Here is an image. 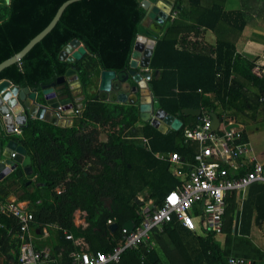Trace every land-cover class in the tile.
<instances>
[{
  "label": "trees",
  "instance_id": "1",
  "mask_svg": "<svg viewBox=\"0 0 264 264\" xmlns=\"http://www.w3.org/2000/svg\"><path fill=\"white\" fill-rule=\"evenodd\" d=\"M64 1L0 0V62L16 54L41 31ZM140 2L74 1L21 59L0 71V79L34 89L41 98V87L72 67L85 95L81 114L73 116L70 126L28 117L21 134L14 135L32 159L30 176L15 175L21 189L17 200L28 201L27 210L33 215L31 226L39 230L54 227L57 240L53 247L59 254V264L66 263L68 252L75 248L71 240L65 239L63 229L74 238H83L89 250L108 252L123 240L121 228L126 221L140 223L137 194L147 193L159 201L180 185L181 179L171 173L172 164L155 154L174 152L185 160L193 158L197 142H185L183 132L199 123L200 117L186 115L182 109L214 112L221 120L226 115L238 123L248 118L256 120L264 113V101H260L264 73L255 74V60L238 52L245 15L240 9H225L226 0H174L170 14L175 12V16H168L153 48L150 89L156 106L182 122L178 130L162 133L149 122H142L136 103L93 100L95 93L90 88H96L94 79L102 69L119 71L128 66L144 14ZM206 32L213 34L214 43L205 41ZM72 39H78L86 53L77 61L60 59L59 52ZM62 92L73 100L68 85ZM102 133L106 135L104 141L99 138ZM242 139H248L244 128ZM3 189L0 182V194ZM251 189L246 192L242 220L244 213L253 211L254 221L259 224L264 221V186L256 188L262 197L254 196ZM0 201L6 203L1 195ZM236 209V196L232 194L222 232L233 251L221 248L211 233L203 235L175 221L153 233L154 244L168 264H226L228 255L250 258V264H259L257 257H264L262 250L252 242L247 250L240 248L243 234L232 232ZM77 210L84 213L85 226L74 223ZM108 220L117 226L113 231ZM18 234L17 217L0 209V256L4 264L18 262ZM107 264H163V260L157 248H126L118 262Z\"/></svg>",
  "mask_w": 264,
  "mask_h": 264
},
{
  "label": "built area",
  "instance_id": "2",
  "mask_svg": "<svg viewBox=\"0 0 264 264\" xmlns=\"http://www.w3.org/2000/svg\"><path fill=\"white\" fill-rule=\"evenodd\" d=\"M169 16L173 18L175 12ZM263 72H259L257 67L254 73L261 75ZM260 101H264V91ZM56 109L67 115L78 116L82 107H75L71 112L62 110L61 106ZM199 117V123L183 132L185 142H197V151L191 160H185L174 152L155 154L172 164L171 173L181 179L180 185L163 194L159 201L147 193L137 194L140 223L130 231L122 227L123 240L108 252L89 250L83 246L82 239L74 238L63 229L65 239L71 240L75 246L68 252V261L64 264H107L118 262L121 252L126 248H144L149 251L153 249V233L161 232L172 221L196 231L197 220L206 233L222 232L223 217L232 194H235L237 203L232 232L239 230L247 190L255 184L264 186V158L259 157L248 139H242V128L238 122L223 115L222 120L219 118L218 127L212 129L210 112L200 113ZM235 123L236 126L226 129ZM14 133L21 134V127L14 125ZM140 139L146 142L144 137ZM0 209L11 212L19 220L18 237L21 244L17 264H59V258L50 248L35 246L30 233L33 220L31 212L16 201H7ZM108 223L112 221L108 220ZM42 231L46 233L45 228ZM226 264H250V261L244 257L228 255Z\"/></svg>",
  "mask_w": 264,
  "mask_h": 264
},
{
  "label": "water",
  "instance_id": "3",
  "mask_svg": "<svg viewBox=\"0 0 264 264\" xmlns=\"http://www.w3.org/2000/svg\"><path fill=\"white\" fill-rule=\"evenodd\" d=\"M74 1L78 0L64 1L41 31L32 37L16 54L0 62V71L21 59L35 43L55 26L67 5ZM140 4L144 9V14L137 28L128 66L119 71L102 69L99 73L98 92L93 96V100L108 99L119 103L129 102V94L136 95L143 85H147V81L151 77L147 70L153 48L158 33L170 14L174 0H141ZM85 53L84 45L78 39H72L59 52L58 56L62 60L72 62L80 60ZM66 85L70 90L80 87L76 69L72 67L67 68L64 74L58 76L51 83L43 85L40 90L41 98L39 92L34 89L27 86L21 87L8 79H0V180L15 170L19 164L23 168L22 171H18L19 175L32 173L30 154L25 146L14 138L13 120H16L15 124L24 125L29 116L61 125L59 111L56 108L61 106L62 110H69V112L73 109L71 98L67 93H62ZM136 99L139 103L140 120L149 122L160 132L164 133L168 129L178 130L182 125V122L176 117L168 114L162 108H156L155 100L150 94H141ZM136 99L132 102L135 103ZM182 112L191 116H199L201 113L200 109L194 108H184ZM210 116L211 128L216 129L219 124V117L214 112H210ZM236 125V123L228 125L226 129ZM116 227L115 223L110 226L112 231ZM122 227L130 231L133 229L134 223L128 220Z\"/></svg>",
  "mask_w": 264,
  "mask_h": 264
},
{
  "label": "crops",
  "instance_id": "4",
  "mask_svg": "<svg viewBox=\"0 0 264 264\" xmlns=\"http://www.w3.org/2000/svg\"><path fill=\"white\" fill-rule=\"evenodd\" d=\"M252 3V2H251ZM255 4V1H253V3H252V5L250 6V7H252V8H254V7H256V4ZM225 9H226V7H225ZM241 10V9H240ZM246 19V18H245ZM166 23V22H165ZM247 20H246V25H245V27H244V29L246 28V26H247ZM165 25V24H164ZM164 25L161 27V30H160V32L158 33V38L161 36V34H162V32H163V29H164ZM252 25H254V24H252ZM255 27V26H254ZM244 29H243V31H244ZM205 41L206 42H208V43H210V44H212V43H214V36H213V34H211V32H206V34H205ZM157 38V39H158ZM156 39V40H157ZM257 46V42H254L253 40H251V38L250 37H246L245 35H243V33H242V40L239 42V44H238V52L244 57V58H247V59H250V60H252V59H254L255 60V66H254V68H253V70H254V72L256 71V68L258 67V70H259V72H263L262 70H264V44H262L261 46H260V49H258V50H255V47ZM148 72H150V75H152L151 74V71L149 70V67H148V70H147ZM143 72H144V70H143ZM264 73V72H263ZM262 73V74H263ZM151 78V77H150ZM150 80V79H149ZM149 80L147 81V85H143L140 89H139V91L136 93V95L135 94H129V96H128V100H129V102H125V103H131L133 100H135L136 98H137V96H139V95H141V94H150L152 97H153V95H152V92H151V89H150V85H149ZM95 81H96V88H94V89H90V91L91 92H93V93H95V94H97V92H98V82H99V75H98V78L97 79H95ZM64 90V89H63ZM62 90V91H63ZM252 91V90H251ZM63 93V92H62ZM71 94H72V96H73V100H72V102H73V108H74V106L75 107H83V103H84V98H85V95H84V93L82 92V89L80 88V87H75V88H73L72 90H71ZM94 94V95H95ZM102 101V100H101ZM103 101H105V102H110V103H113L114 101H112V100H103ZM114 103H119V102H114ZM132 103H134V102H132ZM135 103L136 104H138V106H139V103H138V100L136 99V101H135ZM134 103V104H135ZM155 107L156 108H158L157 106H156V102H155ZM59 115H60V119H59V122L61 123V125H59V124H55V125H59V126H70L71 124H72V121H73V116H71V115H67V114H64L63 112H59ZM263 117H264V113L263 114H261ZM261 115H259V116H261ZM29 117V116H28ZM27 117V118H28ZM27 118H26V120H27ZM31 118H33V117H31ZM16 121V120H15ZM14 120H13V123H14V125H17V126H22V125H18V124H15L16 122H15ZM26 122V121H25ZM143 122V121H142ZM138 124V123H137ZM240 124V123H239ZM243 129V128H242ZM169 130V129H168ZM167 131V130H166ZM165 131V132H166ZM14 135L15 136H19L20 134H16V133H14ZM102 135V134H101ZM100 135V136H101ZM99 136V138H100V140L101 141H104L105 139H103L102 137H100ZM139 138L141 137V136H138ZM141 141H142V139H140ZM146 140V139H145ZM142 142H144V141H142ZM145 143H147V140H146V142ZM256 150V149H255ZM257 152V151H256ZM258 153V152H257ZM258 155H259V157L260 158H264V155L263 154H261V153H258ZM22 166L19 164L16 168H15V170H13V171H11L7 176H5L2 180H0V182L2 183V185L4 186V189H3V191L1 192V196L2 197H4L5 198V201L7 202V201H16L18 204H20V205H22V206H24L25 208H26V210H27V206H28V201H19V200H17V197H18V195L21 193V189H20V187H19V184H18V182H17V180H15V175H17V176H25V177H28V176H30L31 174H29V175H26V174H24V173H22L21 175H19L18 174V171L20 170V171H22ZM5 179V181H3ZM33 179V178H32ZM31 179V180H32ZM258 185H260V184H255V185H252L251 187H252V189L250 190V191H254L253 192V194H254V196H260V197H262L261 195H263V193H261V195L258 193L259 191H257L256 190V188H257V186ZM57 191H59V189L57 188ZM248 193V192H247ZM1 205H3V203L0 201V208H1ZM79 213V214H81L82 215V217H81V219H80V222H79V224H76L75 223V221H74V223L76 224V225H82V226H85L86 225V223H85V221H84V218H83V215H84V213L83 212H81V211H79V210H77V211H75V213ZM74 213V214H75ZM260 223H263V221H261ZM45 228V230H46V233L45 232H43L42 231V229H44ZM54 227L52 226V225H48V226H43L40 230L37 228V227H33V226H31V231H30V233H31V236H32V240H33V242H34V244H35V246L37 247V248H50L51 250H52V252H54V254H55V251H54V247H53V245L55 244V242H56V240H57V235H56V231L53 229ZM208 233H211L212 234V236H213V239L219 244V246L221 247V248H224V247H226V249L227 250H234V249H229L228 248V240H226L225 239V234L223 233V232H208ZM205 234H206V232H205ZM204 235V234H203ZM79 239H82L83 240V238H80L79 237ZM83 242H84V244H83V246L84 247H88L87 246V244L85 243V241L83 240ZM258 247V246H257ZM153 248H157L158 249V252L160 253V255L162 254V252H161V250L159 249V247L156 245V244H153ZM234 248V247H233ZM259 248V247H258ZM252 251V250H251ZM258 251V250H257ZM257 251H255L254 252V254H257ZM263 252V251H262ZM56 256H57V258H59V254H55ZM255 257H257V256H255ZM162 258V257H161ZM258 258V260H259V264H264V257L262 258V257H257ZM249 261H250V263H251V260L252 259H250V258H247ZM163 260V259H162ZM59 261H60V258H59ZM167 262V261H166ZM0 264H4V258H3V256H0Z\"/></svg>",
  "mask_w": 264,
  "mask_h": 264
},
{
  "label": "rangeland",
  "instance_id": "5",
  "mask_svg": "<svg viewBox=\"0 0 264 264\" xmlns=\"http://www.w3.org/2000/svg\"><path fill=\"white\" fill-rule=\"evenodd\" d=\"M253 1H255L256 4V7L254 8L250 7ZM225 7L226 9H241L243 11L248 23L243 31V35L250 37L251 40L257 42L255 50L260 49V46L264 44V0H226ZM90 89H94V86H91ZM262 117L263 116H258L256 120L250 118L246 119V121L240 120V127L245 129L248 135V140L254 146L256 151L264 155V120ZM136 126L137 128H140L141 124L138 123ZM100 137L105 139L106 135L102 133ZM245 210L247 211V209ZM81 217L82 215L77 212L74 214V221L76 224H79ZM242 218L243 212H241L240 216L239 230L236 232L237 234H243V237H240V239L244 243L240 245V248L247 250V247H252V245L249 244V242H252V244L258 246L264 254V221L259 224L254 221L253 211H251V213L248 211L247 213H244V221ZM195 228L198 233L205 234L201 229L200 224L197 223V220H195ZM246 237L251 239V241H248ZM161 257L163 259V264H168L163 254H161Z\"/></svg>",
  "mask_w": 264,
  "mask_h": 264
},
{
  "label": "bare ground",
  "instance_id": "6",
  "mask_svg": "<svg viewBox=\"0 0 264 264\" xmlns=\"http://www.w3.org/2000/svg\"><path fill=\"white\" fill-rule=\"evenodd\" d=\"M160 5H161V3H160ZM161 6H163V5H161Z\"/></svg>",
  "mask_w": 264,
  "mask_h": 264
}]
</instances>
